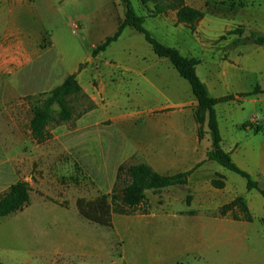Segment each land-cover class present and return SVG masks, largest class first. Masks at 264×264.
Returning a JSON list of instances; mask_svg holds the SVG:
<instances>
[{
	"label": "rangeland",
	"instance_id": "rangeland-1",
	"mask_svg": "<svg viewBox=\"0 0 264 264\" xmlns=\"http://www.w3.org/2000/svg\"><path fill=\"white\" fill-rule=\"evenodd\" d=\"M28 1L30 4L24 9L9 13L3 4L12 1L0 0V44H4L7 30L19 28L49 32L55 48L45 59L43 80H39L42 85L36 95H30L33 86L28 84V74L34 67L8 81L0 70L4 76L0 74V196L18 181H26L31 187L30 203L0 220V261L5 264H213L208 256L187 252V244L166 234L163 224L158 223V216L165 212L186 210L188 196L192 197V205L194 198L189 186L170 187L158 193L149 191L141 207L125 215H114L112 228L85 220L76 206L79 199L93 200L110 195L115 187L122 189L129 181L125 176L117 181L121 165L147 164L157 173L169 174L164 152H150L152 145L147 142L160 126V116L153 110L194 99L188 82L131 27L105 52L93 56L92 47L103 43L104 36L113 35L118 27L117 13L120 9L124 11L118 0ZM187 1L188 5L207 12L199 29L200 23L191 29L184 24L169 25L161 17L150 18L148 12L150 9L153 14V4L143 10L139 0H131L138 14L146 17L144 27L154 38L201 61L197 68L201 80L224 67L233 68L231 62L223 61L225 55L234 57L238 51L233 46L237 36H231L230 32L242 26L244 37L252 33L264 36V0H256L242 9L237 5L229 9L228 0ZM175 13L171 10L166 14L171 22H175ZM164 24L167 32L161 26ZM223 36L225 40H220ZM259 49L253 44L239 49L248 55L245 76L248 93L258 85L264 91V55ZM79 63L83 65L77 67ZM257 67L260 70H254ZM74 68L85 78L78 81L82 94L67 99L73 119L59 122L55 115L49 126V140L37 143L30 132L36 100L59 85V80ZM8 82L16 87H9ZM236 92L232 81L226 80L213 96ZM251 98L216 107L223 129L233 123L248 122L252 116L250 107H264V93L257 96V102ZM167 120L176 123L179 117L170 113ZM232 175L240 180L236 187L244 195L246 180ZM219 211L214 210L209 216L217 217ZM37 214L52 218L56 224L48 225L44 239L28 241L13 222L15 218ZM257 227L258 233L250 242L264 253V226ZM172 240L176 243L172 244ZM205 242L212 244L209 238ZM245 243L248 247V240Z\"/></svg>",
	"mask_w": 264,
	"mask_h": 264
},
{
	"label": "crops",
	"instance_id": "crops-1",
	"mask_svg": "<svg viewBox=\"0 0 264 264\" xmlns=\"http://www.w3.org/2000/svg\"><path fill=\"white\" fill-rule=\"evenodd\" d=\"M10 1L12 2L3 4L9 13L14 12V9H24L26 5L30 4L28 0ZM185 1L189 4L187 0ZM140 4L142 3L140 2ZM149 7L150 5L142 6L143 10H148ZM124 15V11L120 9L117 13V18L120 19L118 27L123 21ZM167 15L154 16L150 12V9L148 12V17L150 18L161 17L169 25L184 26L178 23L177 13L174 15V23L169 20ZM142 17L146 21V17ZM205 20L206 16L200 22L198 29L203 25ZM75 26L76 23L73 24L74 29ZM161 26L164 28V32L168 31L167 24ZM74 33H76L75 30ZM167 35H170V33ZM45 36L47 40L44 42ZM107 37L109 36L106 35L103 39ZM161 43L164 44L162 41ZM99 45H94L92 51ZM167 46L176 48L174 45ZM246 46L248 45L235 47L238 51L234 57H230L229 55L224 56L223 61L231 62L233 68L224 67L202 80L212 97L219 90V86L223 85L226 80H231L236 87L237 92L235 96L248 93L245 90V76L248 73V55H243L241 50H239ZM258 47L264 52V47ZM54 48L55 43H53L49 32H33L19 28L9 29L5 33L4 44H0V70L5 77L0 74L8 81L14 78L17 79L22 72L34 67L35 70L28 74L29 80H27L30 87L31 85L33 86L30 95H36L40 92L41 86L39 87V85H42L39 84V80H43L42 76L44 74L42 71L46 63L45 59ZM176 49L184 55V52L180 48ZM263 52L259 51L261 55H264ZM187 53L189 52L187 51ZM186 57L194 58L190 56ZM81 65L83 63H79L77 67ZM254 70H260V68L257 67ZM71 74H76L79 82L85 78L80 72H76V68H74L68 71L61 78L62 80H59V83L61 82L59 85ZM138 74L141 75V72L139 71ZM7 85L11 88L16 87L14 83L8 82ZM257 96H252L251 100L257 102ZM236 101L242 102L247 101V99L237 98ZM190 105L197 106L195 98L188 102L177 103L175 107H155L153 110V113H158L160 116V126L159 130L155 128L156 134L147 140L152 145L150 152L154 154L164 152L166 166L171 170L169 172L170 175L193 170L188 184L194 198L192 205L188 206L186 210L178 211L172 209L169 212H165L158 216V223L163 224L166 234L177 237V240L183 242L184 245L187 244L189 250H186L187 252L192 251L194 254L202 257L208 256L209 261L213 264H264V253L259 252L250 242L255 239V235L258 233L257 225L262 226L260 220L264 218V198L258 191H249L248 189L244 195L241 194L236 187L240 180L232 175L233 172L230 173L231 171L214 161H207V153L212 144L211 137L207 126H205L204 138H199L198 125L194 117L196 107L191 108L189 107ZM250 109L252 116L246 123H253L255 126L260 127L261 130L256 132L252 128H243L244 124L240 122L233 123L231 127L223 129L218 118L222 136V147L231 155L232 160L239 168L249 173L254 181L264 185V107H250ZM170 113H175L179 117L176 123L167 120ZM158 173L162 175L168 174L163 172ZM218 176L222 177L221 181L224 183L223 189H217L213 186V181L219 179ZM238 197L245 199L254 222L236 221L229 215L225 217H221L220 215L217 217L209 216V214L213 213L212 211H219L220 208ZM50 224H56V221L44 214L18 217L13 222L18 232L21 235H26L28 241L44 239L46 230ZM206 238H209L212 244H207L205 242ZM246 240H248V247L245 243ZM173 242L175 240H172L171 243L173 244Z\"/></svg>",
	"mask_w": 264,
	"mask_h": 264
},
{
	"label": "trees",
	"instance_id": "trees-1",
	"mask_svg": "<svg viewBox=\"0 0 264 264\" xmlns=\"http://www.w3.org/2000/svg\"><path fill=\"white\" fill-rule=\"evenodd\" d=\"M119 1L124 6V19L119 24L115 34L107 37L103 43L93 50V56L105 52L122 37L125 30L129 27L143 35L153 52L159 58L168 59L178 74L190 85L192 94L197 101L194 117L198 125V136L200 139H203L205 134L204 127L207 126L211 137L212 144L207 153V161H214L227 170L241 176L246 180L249 191H258L264 198V185L254 181L249 173L239 168L232 160L231 155L223 149L216 111V107L219 104L235 102L237 98L257 96L263 94L264 91L258 85L250 93L237 96L228 95L220 98L212 97L207 86L197 74V67L201 64V61L197 58L186 57L178 49L158 41L145 29V18L136 12L131 0ZM165 1L166 3L157 0H140L143 5H154V16L167 14L171 10L176 11L178 23L184 24L191 29H194L207 14L205 11L188 5L185 0ZM255 1L230 0V4L228 0V8L231 9L236 5L241 9L246 8L250 4L255 3ZM229 34L237 36L233 43L234 47L248 44L264 47V36L252 33L250 36L244 37V28L242 26ZM220 40H225V36L221 37ZM80 94H82V88L78 83L77 75L71 74L66 77L61 85L40 95L33 107L30 121L31 136L37 143H44L49 140V126L55 115H57L59 122H69L73 119V112L68 106L67 99L70 96ZM247 127L254 129L256 132L261 130L260 127L255 126L253 123L243 125V128ZM192 172L193 170L175 175H162L147 164H137L128 167L121 165L117 171V181L122 176H125L129 181L122 189L119 190L115 187L110 195H102L93 200L79 199L76 206L80 216L85 220L101 227L112 228L114 215H125L141 207L145 203L149 191L158 193L170 187L188 186L189 177ZM218 178L213 181V186L217 189H223L224 183L221 181L222 177L218 176ZM30 200L31 187L28 182L18 181L11 185L9 190L0 196V220L21 211L30 203ZM191 201L192 197L188 196V206H190ZM219 215L221 217L229 215L236 221L254 222V218L243 197H238L231 203L223 206L219 211ZM260 223L264 226V218L260 220ZM0 264L5 263L0 261Z\"/></svg>",
	"mask_w": 264,
	"mask_h": 264
}]
</instances>
